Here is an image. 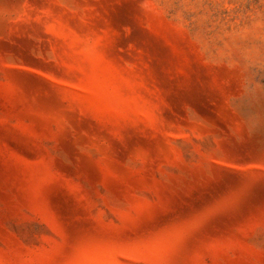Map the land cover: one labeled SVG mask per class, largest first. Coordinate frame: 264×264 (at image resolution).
I'll return each instance as SVG.
<instances>
[{
    "label": "rangeland",
    "instance_id": "obj_1",
    "mask_svg": "<svg viewBox=\"0 0 264 264\" xmlns=\"http://www.w3.org/2000/svg\"><path fill=\"white\" fill-rule=\"evenodd\" d=\"M0 264H264V0H0Z\"/></svg>",
    "mask_w": 264,
    "mask_h": 264
}]
</instances>
